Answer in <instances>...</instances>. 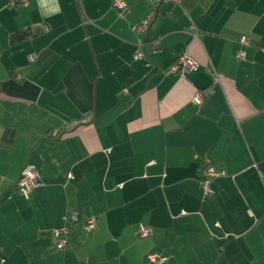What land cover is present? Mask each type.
<instances>
[{
	"label": "crops",
	"instance_id": "crops-1",
	"mask_svg": "<svg viewBox=\"0 0 264 264\" xmlns=\"http://www.w3.org/2000/svg\"><path fill=\"white\" fill-rule=\"evenodd\" d=\"M13 1L0 0V264H264V0L165 3L142 37L146 0ZM183 54L196 72L170 71ZM25 167L43 182L28 197Z\"/></svg>",
	"mask_w": 264,
	"mask_h": 264
},
{
	"label": "built area",
	"instance_id": "built-area-1",
	"mask_svg": "<svg viewBox=\"0 0 264 264\" xmlns=\"http://www.w3.org/2000/svg\"><path fill=\"white\" fill-rule=\"evenodd\" d=\"M29 0H15L12 2L13 5H26ZM149 5V11L147 15L133 27V31L139 36H145L153 23L158 19L160 15V8L165 3H180L181 0H146ZM113 7L117 9L120 13L127 9L126 4L123 0H114ZM191 34L193 37L197 38L199 34L198 28L192 24L191 26ZM241 45H249V38H244L240 42ZM145 47V43L143 40H140L138 43V49L134 52L135 59H143L146 58V54L143 53L140 49ZM245 56L243 50L239 49L237 51V58L241 59ZM31 61L34 60L33 57L29 58ZM198 64L195 60H193L187 54L181 55L172 65L170 71L172 73L179 74L183 76L186 72H196L198 69ZM215 80H218V75L216 73H212ZM127 91V90H125ZM209 94V90H202L195 94L194 100L197 103H201L202 100ZM59 132L54 131L52 133V137H58ZM203 174L201 175V185L202 189L205 193H209L211 190V182L212 180L219 176V173L213 168L212 163L208 159L203 160ZM43 185L42 177L40 173L31 167H26L20 175L19 180L16 183V189L25 197H28L29 194L38 187ZM79 212H74L71 215V221L76 222L79 220ZM93 220L89 221L90 225L93 224ZM70 226H63L55 229V237L57 238V248L63 249L67 245V235L70 233ZM151 235V232L148 229H142L140 232L141 237H148ZM163 259H158L155 255L149 256L147 264H163Z\"/></svg>",
	"mask_w": 264,
	"mask_h": 264
},
{
	"label": "rangeland",
	"instance_id": "rangeland-1",
	"mask_svg": "<svg viewBox=\"0 0 264 264\" xmlns=\"http://www.w3.org/2000/svg\"><path fill=\"white\" fill-rule=\"evenodd\" d=\"M0 199H1V195H0ZM1 202H2V201L0 200V204H1Z\"/></svg>",
	"mask_w": 264,
	"mask_h": 264
},
{
	"label": "water",
	"instance_id": "water-1",
	"mask_svg": "<svg viewBox=\"0 0 264 264\" xmlns=\"http://www.w3.org/2000/svg\"><path fill=\"white\" fill-rule=\"evenodd\" d=\"M26 168V167H25ZM20 178V177H19ZM19 180V179H18Z\"/></svg>",
	"mask_w": 264,
	"mask_h": 264
}]
</instances>
